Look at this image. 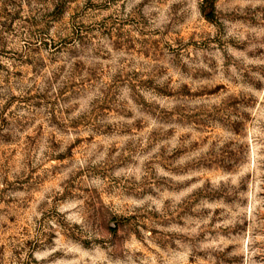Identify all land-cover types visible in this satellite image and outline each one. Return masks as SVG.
Returning a JSON list of instances; mask_svg holds the SVG:
<instances>
[{
  "label": "rangeland",
  "instance_id": "obj_1",
  "mask_svg": "<svg viewBox=\"0 0 264 264\" xmlns=\"http://www.w3.org/2000/svg\"><path fill=\"white\" fill-rule=\"evenodd\" d=\"M0 264H264V0H0Z\"/></svg>",
  "mask_w": 264,
  "mask_h": 264
}]
</instances>
